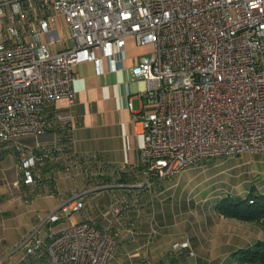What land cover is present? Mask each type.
Instances as JSON below:
<instances>
[{"label":"built area","instance_id":"built-area-1","mask_svg":"<svg viewBox=\"0 0 264 264\" xmlns=\"http://www.w3.org/2000/svg\"><path fill=\"white\" fill-rule=\"evenodd\" d=\"M55 15L65 36L51 26ZM129 38L151 51L131 68L148 89L142 179L124 187L151 194L157 182L205 160L264 153V0H0V148L15 144V186H32L63 147H20L16 140L48 130L55 100L73 103L78 64L106 60L109 71L119 69ZM61 42L66 46L55 48ZM72 159L77 172L79 158ZM114 186L62 197L20 245L22 261L44 248L49 264H113L119 242L112 220L53 227L84 209L90 194ZM136 197L113 198L106 214L120 218ZM182 249L194 255L188 241L172 244Z\"/></svg>","mask_w":264,"mask_h":264},{"label":"crops","instance_id":"crops-1","mask_svg":"<svg viewBox=\"0 0 264 264\" xmlns=\"http://www.w3.org/2000/svg\"><path fill=\"white\" fill-rule=\"evenodd\" d=\"M44 15L46 13L39 14V16ZM51 26L58 31L59 35L65 36L67 34L61 16H52ZM65 46L66 42H61L55 45V48L60 49ZM150 51L151 48L149 46H136L134 41L129 38L125 47L126 56L122 60L119 69L109 71L106 60H102L99 64L85 61L75 67V97L73 103L69 104L67 99L61 98L50 105L48 110L50 127L43 135H39L40 139L35 144L44 147L61 144L60 146L63 147L52 153V156L45 161L41 168L42 179L46 180L45 183L34 186L39 187V190H43L39 191V193L51 191L48 188L49 186L55 190L54 182H47L48 179L54 180L55 178L57 180L55 176H59L61 172L70 173L73 176L75 185L67 193L68 195L64 194L62 197L72 196L90 186L88 181L93 180L89 179V175H86V173L90 172V170H97L95 174L98 173L100 177L102 176L101 179L117 182L113 183L114 187H111L113 191L110 190L111 194L108 196L107 203L113 198L124 194H137V197L131 200V207L125 214L124 221H121L123 231L120 232L115 229L119 234V243L112 261L113 264H196L197 261L201 262V264H210L211 262L212 264H239L233 258V252L237 248L254 243L253 239L246 244L236 245L237 247H228L226 245L227 247L224 248L225 245H223L219 250L212 248L213 244H217L216 242L213 244L208 243L201 249L204 254L199 252L198 258L195 254L194 258L196 257V261L193 263L192 261L188 263L185 259L186 250L166 252L164 239L162 237H147L149 234V226L145 224L147 220H141L142 214L144 216L145 213L149 212V215L157 209L160 212L163 211L161 206L164 204L165 198L160 199L162 191L152 202L148 192L137 191L133 188L128 189L124 187V183L117 181L118 173L121 170H129L137 181L142 179L140 151L143 138L140 121L145 113V99L143 96L148 89V84L142 78L136 76L131 68L141 56ZM58 117H61V120H57ZM70 118L73 120L72 124L70 123ZM14 145V143H10L0 148V159L9 155L10 152L16 159L17 154L16 149L13 147ZM35 145L29 147H34ZM74 156L79 158L81 165L77 172L67 168L73 162L72 158ZM90 156H97V158L94 159ZM15 167L17 166L15 165ZM15 173L17 175V169H15ZM10 178H13L11 179L13 182L16 181V177L13 175ZM10 178L8 177L7 179L9 180ZM34 186L32 188L30 186H25L26 188L13 186V189L16 193L19 191L20 194L26 195L24 198L32 200L33 193L38 192ZM62 197L57 200L55 206L60 204ZM89 199L92 201L97 200L91 194ZM145 209L147 211L143 213L142 210ZM130 218L133 220L127 224ZM100 219L92 220L86 216L80 221L92 220L99 226H105L108 223L105 219ZM229 222L231 221L227 223ZM38 223L39 221L37 220L33 228ZM229 225L232 227L231 224ZM129 226L132 227V230L127 229L130 228ZM150 228H152V225H150ZM184 241H188L192 251V238L189 237L182 242ZM173 257L174 259H172Z\"/></svg>","mask_w":264,"mask_h":264},{"label":"rangeland","instance_id":"rangeland-1","mask_svg":"<svg viewBox=\"0 0 264 264\" xmlns=\"http://www.w3.org/2000/svg\"><path fill=\"white\" fill-rule=\"evenodd\" d=\"M39 139L38 135L20 137L16 143L20 147H29L35 145ZM13 147L15 148V145ZM75 165L71 163L67 168L76 171ZM15 169H17V175ZM66 171L68 172V170ZM96 171L90 170L86 175H89L88 178L92 180ZM41 174L40 172L39 179L30 188L45 183L46 180L42 179ZM11 175L16 177V181L21 176L17 161L10 152L9 155L0 159V264H17L23 260L26 255L25 250L19 247L29 237L34 223L44 218L48 212L55 210L57 200H60L75 185L70 173L61 172L59 176H55L57 180L50 178L47 181L54 182L55 190L49 186L50 193L46 189V192L39 193L43 190L34 186L38 192L33 193L32 200H28L24 198L26 195L20 194L19 191L17 194L14 191L13 186H15L16 181L11 180L13 179L10 178ZM101 177L95 178L96 181H88L89 185L107 183ZM108 183L117 182L109 181ZM17 187L24 188L25 186L19 183ZM110 190L113 191V189L108 188L92 193L91 196L97 200L92 201L89 196L87 206L84 209L72 214L62 224L54 226L53 231L57 232L62 226L72 225L87 216L88 219L92 220L97 218L105 219L108 222L112 220V226L118 236L119 234L115 229L120 232L123 231L121 221H124L127 212L118 219H112L110 215L106 214L104 210L109 199L108 196L111 194ZM161 191L162 197L160 199L165 198L164 204L161 206L163 211L160 212L157 209L148 215L149 212L145 213L146 209L142 210L145 214L144 216L141 215V220H147L145 224L149 226L147 237H162L166 252H172L173 243H181L191 237L192 251L195 253L193 252L194 255L190 257H188L187 252L185 253L184 257L188 263H190L189 261L195 262L196 257H199V252L202 253L201 249L208 243L216 242L217 244H213L212 248L219 250L223 245H225L224 248L240 246L251 239L256 242L263 237L259 225L248 222L240 223L233 219L224 220V217L215 211L214 206L228 197L246 198L250 191L264 193V153L249 154L242 152L232 157L214 158L191 166L172 178L157 182L149 194L152 202ZM164 212L166 214L163 215ZM132 220L130 218L127 224ZM227 220L232 223H227ZM127 229L132 230V227ZM45 231L42 228L40 235L44 234ZM195 254L196 257L194 258ZM22 262L23 264H49L44 248L38 250L34 255L26 257ZM196 264H201V262L197 261Z\"/></svg>","mask_w":264,"mask_h":264},{"label":"trees","instance_id":"trees-1","mask_svg":"<svg viewBox=\"0 0 264 264\" xmlns=\"http://www.w3.org/2000/svg\"><path fill=\"white\" fill-rule=\"evenodd\" d=\"M134 180L129 170H121L118 173L117 181L119 183L128 184L132 183ZM214 209L224 218L234 219L239 222L253 223L260 226L263 237L250 245L236 249L232 256L239 264H264V193H253L250 191L248 196L243 199L239 197H228L219 201L214 206ZM182 250H186L188 253L187 249ZM172 259H174V257Z\"/></svg>","mask_w":264,"mask_h":264}]
</instances>
